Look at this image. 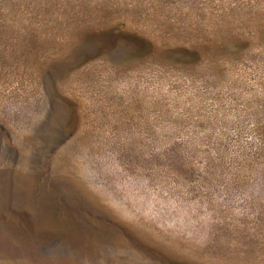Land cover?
<instances>
[{
    "label": "rangeland",
    "instance_id": "1",
    "mask_svg": "<svg viewBox=\"0 0 264 264\" xmlns=\"http://www.w3.org/2000/svg\"><path fill=\"white\" fill-rule=\"evenodd\" d=\"M0 264H264V0H0Z\"/></svg>",
    "mask_w": 264,
    "mask_h": 264
}]
</instances>
